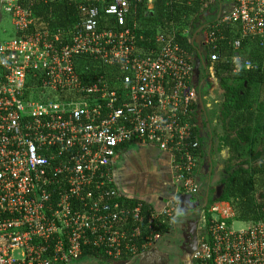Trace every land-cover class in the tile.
<instances>
[{"label": "built area", "instance_id": "built-area-1", "mask_svg": "<svg viewBox=\"0 0 264 264\" xmlns=\"http://www.w3.org/2000/svg\"><path fill=\"white\" fill-rule=\"evenodd\" d=\"M36 1L45 0H0V29L4 20L9 26L7 37L0 33V264H78L86 249L112 261L133 256L132 263L171 235L154 224L176 227L179 205L171 200L147 214L144 200L123 191L114 161L126 143L155 145L173 156L186 193L200 192L197 90L176 40L179 33L192 43L200 38L171 28L139 52L142 0H97L106 5H81L71 27L32 30ZM102 15L114 26L101 29ZM247 39L264 49V0H233L205 33L202 47L213 53L207 59L201 51V60L214 64L227 42L235 71L258 69L240 61ZM80 57L105 72L89 78L88 65L76 66ZM215 205L210 219L206 207L200 211L196 250L173 264H264V220L234 229L233 214L222 216Z\"/></svg>", "mask_w": 264, "mask_h": 264}, {"label": "trees", "instance_id": "trees-1", "mask_svg": "<svg viewBox=\"0 0 264 264\" xmlns=\"http://www.w3.org/2000/svg\"><path fill=\"white\" fill-rule=\"evenodd\" d=\"M168 0H155L154 8H147V0L138 4L136 21L139 23L137 30V49L155 47L157 32L170 28L172 22L188 25L191 34L199 28L198 20L200 7L198 3H172ZM97 0H45L36 1L33 6L34 25L32 30H56L73 26L79 18L81 5L102 6ZM133 13V12H131ZM192 14L196 16L190 20ZM199 14V15H198ZM132 17V16H131ZM101 29L114 26L113 17L101 16ZM183 19V22L181 20ZM133 20H128V23ZM183 30V26L180 28ZM228 36V31L224 30ZM190 36L177 34L176 40L190 55L195 52V44L189 40ZM243 41L241 62L252 61L261 67L247 69L245 67L235 71V64L231 57L234 50L227 42L220 44L219 60L215 65V73L220 78L224 89V98L219 105L218 126L220 132L216 134L217 148L215 152L217 161L222 164L219 170L218 194H209V202L205 208L206 216L210 219V208L215 203H228L232 209L233 219L252 222L264 220V49L253 43V39ZM247 41V42H246ZM213 50L208 49L203 56L210 58ZM263 64V65H262ZM89 66L87 76L93 78L105 72L96 70L94 62L86 57L76 60V66ZM132 143V142H130ZM206 143V142H205ZM205 143L201 144L204 147ZM206 148L201 149V156L206 155ZM153 206L145 202V210ZM155 228L161 233H173L171 226H158ZM170 236V235H169ZM164 236V238L169 237ZM85 257H96L109 260L97 250L86 249L80 260ZM133 259L127 256L124 263ZM134 261V260H133Z\"/></svg>", "mask_w": 264, "mask_h": 264}, {"label": "crops", "instance_id": "crops-1", "mask_svg": "<svg viewBox=\"0 0 264 264\" xmlns=\"http://www.w3.org/2000/svg\"><path fill=\"white\" fill-rule=\"evenodd\" d=\"M194 3H198L200 7V15L198 14V24L200 26L191 36L198 35L200 40L199 43H194L196 49L192 55H190L188 51L187 52L193 68L191 84L195 86L198 97L197 105L192 113L195 126L194 131L201 144L206 142V147L203 146L204 144L202 145V148H206V155H199L200 163L195 172V180L200 185L202 193L201 195L200 193H186L181 183H178L175 179L173 156L170 153L161 151L155 145H144L139 142L126 143L118 149V155L116 156L113 165L117 179L119 180L123 191L127 195L144 200L148 204L152 205L156 210H161L171 200L178 202V217L181 215L186 218V222L182 225V237L179 244L184 241L183 232L187 228V218L192 215L195 209L198 220L197 226H199V214L200 211L205 208L204 195L206 191L208 190L211 194L216 195L219 192V170L222 168V164L217 161L216 154L214 155L213 153L212 155L211 153L213 151L215 152L217 148L216 134L220 132V125L218 126L219 105L225 100V91L221 86L220 78L215 73V65L208 63V65L205 66L204 62L201 60L202 56H200V53L201 51L205 52L207 50V48L202 47V39L204 38L205 33L210 26L216 24L220 14H224L231 9L233 0H196L191 4ZM154 4L155 0H147V8L149 10L154 8ZM167 4H172V1L168 0ZM195 16V14H192L189 19L192 20ZM181 22H183V19ZM182 26L183 28L188 27L190 29L188 25H182L181 23L179 25L176 22H172L170 28H166L165 26L163 29L159 30L157 34L167 33L171 28L180 29ZM226 30L228 31V35L232 37V32L230 33L228 28ZM247 41L248 44H251L248 39ZM250 41L259 45L257 40ZM140 52L144 53V50ZM210 66L213 67V71H211ZM213 112L216 114H213ZM129 159L133 160L129 162ZM132 164L137 165L138 169H133L131 167ZM135 174L136 176L134 177ZM187 196L190 198L191 206H187L188 215L184 216V214L182 215L181 213L183 207L182 199ZM173 229L174 232H171L169 237L177 238L179 235L177 223L176 227L173 226ZM202 234L203 232L201 234H197L198 240ZM159 244L160 241L150 251L141 252L132 263H124L123 261L110 262L115 264H147L149 258L153 256H170V254L163 250ZM178 253H181V258L190 254L184 253L183 250H178Z\"/></svg>", "mask_w": 264, "mask_h": 264}, {"label": "rangeland", "instance_id": "rangeland-1", "mask_svg": "<svg viewBox=\"0 0 264 264\" xmlns=\"http://www.w3.org/2000/svg\"><path fill=\"white\" fill-rule=\"evenodd\" d=\"M9 28L8 26V21L4 20L1 24V29H0V33L3 37H7L8 34L6 32H3V29H7ZM10 30V29H9ZM213 114H216L215 112H213ZM133 159H129V162H131ZM131 167L133 169H138V166L135 164H132ZM136 176V174L134 175V177ZM216 209L220 210V214L222 216H227V217H232V209L231 207L228 205V203H216ZM232 221V227L234 229H240L243 227H246L248 225V223L243 222V221H239V220H235L233 218H231ZM186 222V218H184L183 216H179L177 218V226H178V237L175 238H171V237H167L163 240H160V244L159 246L165 250L166 252H168V254H170V263H176L178 262L182 255L181 253H178V248H176V245H178L180 243L181 237H182V225ZM203 225L200 221L199 226H197V234H201L204 230L202 229ZM78 264H115L113 262H110L108 260H104L101 258H96V257H85L82 258L81 260H79Z\"/></svg>", "mask_w": 264, "mask_h": 264}, {"label": "flooded vegetation", "instance_id": "flooded-vegetation-1", "mask_svg": "<svg viewBox=\"0 0 264 264\" xmlns=\"http://www.w3.org/2000/svg\"><path fill=\"white\" fill-rule=\"evenodd\" d=\"M200 195L202 193V190H200ZM198 209V208H197ZM197 219V212L196 209L194 210V212L192 213V215L187 218V223H186V230H184L183 232V237H184V241L181 244L176 245V248H178V250H183L184 253H189L194 245V236L197 237V242H198V235H197V230L194 233V230L191 226L190 220H196ZM194 233V234H193ZM167 256H153L151 258H149L147 264H163V263H167ZM170 259V257H169ZM170 264V261H169Z\"/></svg>", "mask_w": 264, "mask_h": 264}, {"label": "water", "instance_id": "water-1", "mask_svg": "<svg viewBox=\"0 0 264 264\" xmlns=\"http://www.w3.org/2000/svg\"><path fill=\"white\" fill-rule=\"evenodd\" d=\"M201 101H202V99H201ZM209 194H210V192L207 190L205 195H204V207H206L208 205ZM182 205H183V207H182L181 213H182V215L184 214V216H187L188 215L187 214V206H191L189 196H187V197L182 199ZM190 223H191V226H192V228L194 230V233H195L196 230H197L198 220L197 219L196 220H190ZM196 248H197V237L194 236V245H193V247H192V249H191V251L189 253L195 251ZM166 260H167V263L165 262V264H169V261H170L169 256H167Z\"/></svg>", "mask_w": 264, "mask_h": 264}]
</instances>
